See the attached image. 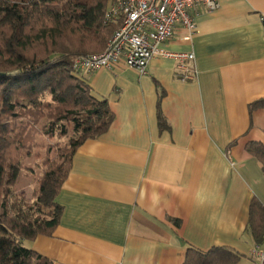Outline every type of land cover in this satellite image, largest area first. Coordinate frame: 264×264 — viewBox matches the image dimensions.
<instances>
[{
	"label": "crops",
	"instance_id": "1",
	"mask_svg": "<svg viewBox=\"0 0 264 264\" xmlns=\"http://www.w3.org/2000/svg\"><path fill=\"white\" fill-rule=\"evenodd\" d=\"M188 14L197 32L183 40L176 24L165 48L193 53L189 80L159 56L144 73L121 62L81 74L112 121L73 154L52 234L25 242L53 264H186L194 250L258 264L264 234L256 245L248 210L264 203V175L247 148L264 147V105L252 106L264 98V0Z\"/></svg>",
	"mask_w": 264,
	"mask_h": 264
},
{
	"label": "trees",
	"instance_id": "2",
	"mask_svg": "<svg viewBox=\"0 0 264 264\" xmlns=\"http://www.w3.org/2000/svg\"><path fill=\"white\" fill-rule=\"evenodd\" d=\"M111 2L0 0V264H53L25 242L52 234L62 212L55 197L73 154L112 121L106 102L94 97L71 68L74 59L101 52L119 25L105 19ZM38 84H43L41 90ZM262 105L264 98L252 104ZM158 124L165 126L160 115ZM41 136L53 144L39 142ZM38 147L44 149L43 170L35 198L29 199L16 183L22 169L32 170L25 160L38 155ZM247 149L261 162L264 175V147L250 144ZM248 229L260 244L264 203L256 199L249 203ZM214 253L189 251L186 264L234 260L228 251Z\"/></svg>",
	"mask_w": 264,
	"mask_h": 264
},
{
	"label": "built area",
	"instance_id": "3",
	"mask_svg": "<svg viewBox=\"0 0 264 264\" xmlns=\"http://www.w3.org/2000/svg\"><path fill=\"white\" fill-rule=\"evenodd\" d=\"M199 5L211 10L217 6V0H112L105 19L119 21V25L101 52L74 59L72 72L80 76L99 69H113L123 62L144 73L148 62L159 56L174 58L176 76L182 81L189 80L193 73L187 62L194 59L193 53L169 51L165 44L173 36L176 24L185 29L183 40L192 38L197 29L188 10ZM254 254L258 264H264V250L256 248Z\"/></svg>",
	"mask_w": 264,
	"mask_h": 264
},
{
	"label": "rangeland",
	"instance_id": "4",
	"mask_svg": "<svg viewBox=\"0 0 264 264\" xmlns=\"http://www.w3.org/2000/svg\"><path fill=\"white\" fill-rule=\"evenodd\" d=\"M38 89H42L43 84H38ZM39 142H43V143H50L53 144V140H47L45 139L43 136L38 138ZM35 152H38V155L33 154L31 157H28L25 160V166L27 168L32 167V170L30 169H22L20 171V177L17 181V188L19 190H24L26 196L29 199L35 198V195H33L35 190L39 189L38 184V178L41 177L42 175V170L43 168L40 165V161L43 159L44 157V149L43 147H38ZM51 190L49 189L47 191L46 194H48V196L51 194Z\"/></svg>",
	"mask_w": 264,
	"mask_h": 264
}]
</instances>
